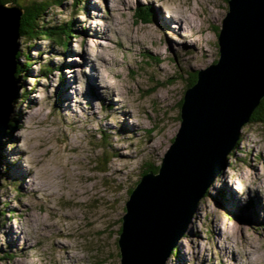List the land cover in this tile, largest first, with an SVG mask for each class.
<instances>
[{
  "label": "rangeland",
  "instance_id": "1",
  "mask_svg": "<svg viewBox=\"0 0 264 264\" xmlns=\"http://www.w3.org/2000/svg\"><path fill=\"white\" fill-rule=\"evenodd\" d=\"M227 12L226 0H66L42 26L74 22L67 49L19 38L33 66L0 153V264H121L130 192L172 145L187 85L219 60ZM46 65L63 71L45 78ZM166 264H264V124L243 127Z\"/></svg>",
  "mask_w": 264,
  "mask_h": 264
},
{
  "label": "water",
  "instance_id": "2",
  "mask_svg": "<svg viewBox=\"0 0 264 264\" xmlns=\"http://www.w3.org/2000/svg\"><path fill=\"white\" fill-rule=\"evenodd\" d=\"M22 16L20 6L0 3V147L15 94ZM221 26L219 60L197 72L158 172L143 175L126 203L121 264H166L264 99V0H228Z\"/></svg>",
  "mask_w": 264,
  "mask_h": 264
},
{
  "label": "trees",
  "instance_id": "3",
  "mask_svg": "<svg viewBox=\"0 0 264 264\" xmlns=\"http://www.w3.org/2000/svg\"><path fill=\"white\" fill-rule=\"evenodd\" d=\"M66 0H34L31 4L27 5L24 3L19 2V0H0V3L5 5L10 4H16L21 7L23 10V16L21 18L20 22V38H28V41H36L37 39H47L50 42H55L61 45L64 49H67V47L70 44V39L72 38V35L75 32L74 29V22L72 23H64L62 25L58 26H52V27H46L42 26L44 22V16H46L47 12L53 7V6H62V4ZM228 3V0H226ZM138 11V12H137ZM135 15L138 21L149 23L151 22V13L148 10H145L141 12L140 8H138L135 11ZM145 17V18H144ZM17 57V72L15 75V82L20 83L21 80L24 78L29 77L28 74L30 73V70L33 66V59L30 54H28L25 50H21L19 47V52L16 55ZM21 58H25L26 62L22 63ZM59 68L61 71H63V66L56 67L53 69V66L46 65L43 74L45 78H48L49 73ZM198 79L197 73L194 75V78L191 80L190 84L187 86H191L192 84L196 83ZM24 86V83L22 84ZM187 87V88H188ZM19 91L15 90V94L13 97V102L16 98H18ZM28 95L27 92L21 95V97L26 98ZM183 101L180 104V107L182 106ZM251 123H262L264 124V99L259 105V107L254 111L252 117H251ZM6 132H5V139L11 135L13 130L17 128V119L13 118L10 119L6 125ZM4 139V140H5ZM240 142V140H239ZM237 143V145L239 144ZM6 141L1 145L0 147V153H2L5 150ZM1 157V154H0ZM159 169V168H158ZM158 169L153 167V165H150L148 168H146L142 172V176L149 173L150 171H153L155 173L158 172ZM0 174H2L0 172ZM1 181V176H0ZM1 183V182H0ZM132 191L130 192V194ZM2 213V212H0ZM3 214V213H2ZM0 259H3L0 257Z\"/></svg>",
  "mask_w": 264,
  "mask_h": 264
},
{
  "label": "bare ground",
  "instance_id": "4",
  "mask_svg": "<svg viewBox=\"0 0 264 264\" xmlns=\"http://www.w3.org/2000/svg\"><path fill=\"white\" fill-rule=\"evenodd\" d=\"M162 17H163V16H162ZM183 17H184V16H183ZM144 18H145V17H144ZM161 22H162L163 25L165 24V25H167V26H168V24H170L169 22H167V21H165V20H162ZM173 22H174V21H173ZM177 22L180 24V25H179L180 29H182L183 25H182V22H181V18H178ZM177 22H176L175 24H177ZM165 25H164V26H165ZM177 25H178V24H177ZM181 25H182V26H181ZM184 33H185V31H184ZM185 40L188 41L187 38H186ZM233 248H234V253H237L236 248H235V247H233ZM226 249H228V248H226Z\"/></svg>",
  "mask_w": 264,
  "mask_h": 264
}]
</instances>
